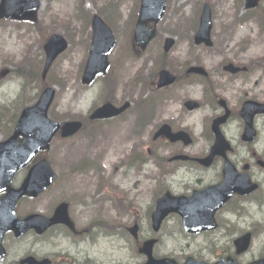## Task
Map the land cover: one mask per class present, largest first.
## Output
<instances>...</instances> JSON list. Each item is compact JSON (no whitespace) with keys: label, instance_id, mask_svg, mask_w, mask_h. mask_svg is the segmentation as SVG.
<instances>
[{"label":"rangeland","instance_id":"rangeland-1","mask_svg":"<svg viewBox=\"0 0 264 264\" xmlns=\"http://www.w3.org/2000/svg\"><path fill=\"white\" fill-rule=\"evenodd\" d=\"M140 0H42L43 5L39 12L41 25L48 34H63L70 43L67 51L55 62L51 73L56 81L57 93L54 103L50 109V117L54 120L66 117L68 113L85 114L93 105L101 104L106 99L103 96L104 85L113 86L110 98L115 104H122L130 100L134 106L124 117L110 120L107 124L101 125L98 130H86L78 137L63 140L54 138L52 148L47 152L38 154L34 161L45 156L53 160L54 168L59 175L55 185L51 189V195L44 197L39 202L24 201L20 203L19 213L28 210H36L48 213L58 198L67 199L61 190L65 185L64 179L68 183L66 176L68 168H72L77 162H86L106 168L103 174L108 178L113 168L118 166L126 171L124 178L119 176L115 183H120L121 190L115 196V207H111L107 202L96 203L93 211L87 214L82 226L87 227L91 222L100 219L106 221L98 224V241L87 249V244L81 242L79 245L83 251H89L94 263L97 264H140L144 257L138 252V247L145 239L156 237L159 239L155 246V254L158 256H168L179 262L184 261L188 256H193L198 260L214 262L228 254L234 253L233 240L251 231L254 240L251 249L238 258L239 262L246 264L254 259L264 256V169L256 164L260 158H264V119H259L257 125L260 132L259 141L255 147L256 156L250 151H244L240 141V127L234 123L228 127V138L232 145L238 148L237 152L231 155V160L239 170L243 165L250 164L249 173L254 181L260 184L259 191L250 198H235L227 206V211L218 213L217 218L221 226L213 232L201 234H190L183 230L181 218L177 214H171L164 221L159 233H154L151 228V220L147 215L155 207L156 199L168 188L175 194L192 193L194 189L203 188L206 185L216 183L221 179L218 171H200L195 168L180 167L175 175H169L166 182L158 184V173L154 171V161L144 167L142 185L134 188V169L127 168V157L135 152H145L149 147L155 150L152 142V132L157 127L159 119L148 120L146 131L138 136L139 127L137 124L135 100L138 97L139 87H134L135 76L139 73L140 78L146 77L147 73L157 70V58L153 54L163 51V41L166 37L176 38V44L170 52L171 57L179 60L191 59L192 55L199 54L201 57L217 55L216 49H225V54L232 56V51L237 52L244 41L249 40L247 51L240 55L245 59L264 58V34H260L259 27L255 23L247 22L239 26L233 33L229 44L222 42L223 27L226 23H231L233 13V0H213L219 2L216 8L218 19L214 22L212 31L214 47L206 49L202 46L191 47L190 36L192 35L190 14L193 8H199L200 3L194 5L193 2L201 0H167L168 8L164 18L158 24L159 36L150 43L146 51L139 52L133 46L132 36L129 31H133V16L138 12ZM188 1V2H187ZM187 2V3H186ZM186 3V4H185ZM264 7V1H263ZM100 10V13L99 11ZM93 13H98L112 26L116 36L117 45L110 55L111 71L109 76L97 81L91 87H85L80 82V77L89 50L90 17ZM184 14H186L184 16ZM182 15V16H181ZM184 17L188 18V23L183 34L174 31V25L181 22ZM45 33V34H46ZM179 36V38L177 37ZM42 34L36 31L33 25L27 23H15L12 21H0V140L8 137L16 117L22 107L31 104L36 100V94L40 92L41 79L40 69L44 60ZM90 40V39H89ZM27 57L28 62L24 67L22 62ZM216 60V58H214ZM212 60L207 62L211 64ZM41 63V64H40ZM19 71V72H18ZM29 74L30 80H26ZM19 75H24L21 77ZM48 76L47 82H51ZM258 78V93L260 98H264V75L258 72L254 80ZM7 86V87H6ZM6 87V88H5ZM135 107V108H134ZM179 111L178 106H172L164 110L162 116L172 117ZM58 118H55V116ZM136 113V114H135ZM209 111H199L187 123L192 124L195 139L197 142L188 147L187 150L199 153L207 150L211 143H207L204 133L205 120ZM202 120V121H201ZM203 122V123H202ZM158 147L162 155H167L175 150V147H167L158 142ZM28 168L20 170L13 181L18 186L24 179ZM88 180L83 183L86 186L85 192L92 195L101 180L95 175V171L90 172ZM82 176L71 180V214L76 217L80 207L75 203L80 193ZM80 180V182L78 181ZM99 180V181H98ZM200 180V182H198ZM98 181V182H97ZM168 185V186H167ZM78 186V187H77ZM77 190V191H75ZM125 193L126 195H124ZM98 199L102 197L97 196ZM89 201L92 202L91 196ZM127 207V212L120 210L119 202ZM138 220L140 241L136 242L127 231V228ZM91 242V241H90ZM82 243L83 246H82Z\"/></svg>","mask_w":264,"mask_h":264},{"label":"flooded vegetation","instance_id":"flooded-vegetation-1","mask_svg":"<svg viewBox=\"0 0 264 264\" xmlns=\"http://www.w3.org/2000/svg\"><path fill=\"white\" fill-rule=\"evenodd\" d=\"M263 1L259 0L255 7L249 8L247 7L246 0H233V13L231 16L233 21L226 23L223 27V43L229 44L234 31L247 22H253L258 25L260 34H264ZM203 2L204 5L202 7L193 8L190 14L192 24L190 43L191 47L202 46L206 49H212L214 47L213 35V45L211 47L205 44L195 43L194 37L199 29L205 5H210L214 28V22L218 19L216 8L219 6V2L214 3L213 0H203ZM184 16L181 22H177L174 25V31H179L178 33L182 34L188 28L185 27V24L188 23L189 17ZM177 37L179 38L178 35ZM249 44V40L244 41L237 52L232 51V56L225 54V49L220 47L215 50L217 55L213 57L207 56L209 58L208 60L199 54L192 55L191 59L185 60H179L177 57H166L162 59V66L160 67L158 63V69L152 73H147L146 77L140 78L141 73L135 76L134 87L138 84L140 99L142 101L141 114L139 113L137 115L135 113L139 127L138 136L139 134L143 135V131H146L148 120L157 118L159 119V123L156 130L164 125H168L173 133L185 132L192 139L188 145H186L184 140L171 142L166 137L161 136L153 140V143L156 145L155 151H152L151 147L148 148V155H150L151 160L138 157L137 161L133 162L131 160L132 162L128 163V165H133L131 168L134 169V188L142 185L141 178L144 174L142 172L145 171L150 161H154L153 169L158 173L159 179L156 178V181L160 185L166 182L169 175L178 173L180 167L195 168L200 171L214 169L222 175L224 165V159L222 157L216 156L209 167H204L198 161V159H203L210 154L212 145L207 150L199 153L187 150L188 147L193 146L197 142L192 124L187 123V119L202 110L209 111L207 117L206 115L203 116L206 117L203 122L205 121L204 133L207 137V143L213 144L215 140V135L211 129L214 120L226 117L225 122L220 125L222 132L228 138V127L236 123L241 130L239 144L242 145L244 151H250L256 156V144H248L242 140L244 120L241 116V109L247 101L264 102V98L261 99L258 93V78L254 80L259 71L264 75V58L246 60L245 56L240 55L242 52L247 51ZM211 60L212 65L210 66L207 62ZM230 65H232V68H228ZM191 68H200V70L191 71ZM161 69H169L174 75L173 83L163 88L158 87V78ZM172 106L179 107L176 115L172 117L162 116L165 113L164 110ZM128 113L129 110L125 111L120 117H124ZM261 118H264V116ZM258 119L259 115H256L254 121L257 122ZM97 122L100 123V121H96L95 123ZM228 139L231 142V139ZM158 142H161L162 145H167V147H175V150L166 156L162 155L157 145ZM237 150L238 148L232 147L230 156L233 153L235 154ZM175 157L185 158L171 160ZM87 167L69 170V181L76 177L81 178L82 176L80 193L77 197V206L80 209L76 216L77 220H74L77 225L83 224L87 214H90L95 206L94 199L92 202L88 200L91 194L82 190L86 188L83 181L88 180L89 175H91L90 172L95 171V175H98V171H100L101 177L98 176L97 179L99 178L101 182L97 184L96 188L100 189L106 195V199L109 201L108 204L112 208L115 206L113 200H115L118 191L121 190L120 183L115 182L119 176L124 178L126 175L125 170L121 173L122 169L113 168L110 176L106 179L103 176L106 168L97 170V168ZM78 181L80 182V180ZM114 194L116 195L113 196ZM123 194L126 195L125 193ZM119 205H122L120 210L127 212L128 209L124 204L120 203ZM51 213L53 212L51 211ZM134 223H138V220H135ZM59 227L62 231L59 230ZM94 228L95 226L91 224L72 232L65 226L58 225L52 228L57 231L48 230L43 234L31 231L22 237H16L12 232H6L2 239L5 254L0 258V264H97V262L94 263V259H92L89 251H83V249L79 248L81 242L87 244V249L94 245V243L96 244L98 241V232ZM84 243H82V246Z\"/></svg>","mask_w":264,"mask_h":264},{"label":"water","instance_id":"water-1","mask_svg":"<svg viewBox=\"0 0 264 264\" xmlns=\"http://www.w3.org/2000/svg\"><path fill=\"white\" fill-rule=\"evenodd\" d=\"M258 0H247V7H253ZM39 0H1L0 2V19L9 18L13 20H28L36 22L38 20ZM166 8L165 0H142L140 15L134 30V39L136 45L142 50L152 38L155 37V24L162 18ZM149 22H153L152 27H147ZM92 45L91 53L83 81L91 83L100 73H105L109 67L108 56L115 46L116 39L112 29L103 19L94 15L92 19ZM211 13L209 6H205L202 16L201 27L196 36V42H206L211 45ZM174 40L166 39L164 50L168 52ZM67 48V42L59 35H53L44 46L46 52V62L43 71V78L51 66L55 58ZM228 68H232L230 65ZM191 71L200 70V68H191ZM173 77L166 70L161 71L158 86L170 84ZM55 91L47 88L41 95L36 105L23 110L17 123L13 136L5 142L0 143V191H7V200L11 199L12 203L23 195L37 196L44 191L53 181L55 174L53 173L49 163L43 159L35 164L30 170L19 189L11 187V180L14 173L21 167L26 166L36 153L40 150L50 148L54 135L61 129L62 136H69L80 128L79 122H68L63 126L47 117L48 109L54 98ZM128 106L124 104L120 109L115 108L111 104H106L98 109L94 114V118L100 116L110 117L121 113ZM256 113H264V104L249 103L243 109V115L246 119V128L243 135L244 140L252 141L256 136V130L253 127L252 119ZM219 121L215 123L214 130L216 132V141L212 147L211 154L205 159L199 160L203 165L208 166L215 155L226 157V152L230 149V145L219 130ZM167 126L163 127L161 132H167ZM169 132V131H168ZM186 134L178 133L168 135L171 140L183 138ZM23 136V143L18 144L17 138ZM177 158V157H176ZM264 166V162L260 161ZM247 166H245V169ZM258 188V184L253 183L247 174L238 173L232 163L226 158L224 167V180L219 185L207 187L201 191H195L191 197L172 196L166 193L157 201V207L152 215V226L155 231L160 229L163 220L171 212L180 214L183 218L184 228L191 233H200L204 230L214 229L217 224L214 219L215 212L221 208L234 193L246 195L252 193ZM12 205V204H11ZM16 221V220H15ZM72 225L67 211L58 209L55 218L47 220L33 219L28 216L24 220H18L13 223V228L17 234H23L31 228H37L39 232L45 230L53 223H61ZM129 231L137 238L138 227L135 225ZM252 235L246 233L234 241L236 254L246 252L251 244ZM156 239H150L143 243L139 252L147 256V261L143 264H180L171 258L156 259L153 256V247ZM183 264H209L204 261H197L189 257ZM213 264H239L235 259L228 257L226 260H220ZM249 264H264V258L255 260Z\"/></svg>","mask_w":264,"mask_h":264},{"label":"trees","instance_id":"trees-1","mask_svg":"<svg viewBox=\"0 0 264 264\" xmlns=\"http://www.w3.org/2000/svg\"><path fill=\"white\" fill-rule=\"evenodd\" d=\"M38 31L42 34L43 39H45L46 35H45V29L43 28V26L41 24H37L36 25ZM51 82L50 83H55L56 81L52 78V76L50 77Z\"/></svg>","mask_w":264,"mask_h":264}]
</instances>
